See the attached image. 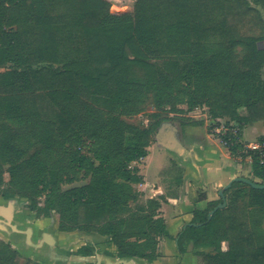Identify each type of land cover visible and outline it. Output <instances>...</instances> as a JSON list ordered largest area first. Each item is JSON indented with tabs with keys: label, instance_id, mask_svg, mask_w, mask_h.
Masks as SVG:
<instances>
[{
	"label": "trees",
	"instance_id": "obj_1",
	"mask_svg": "<svg viewBox=\"0 0 264 264\" xmlns=\"http://www.w3.org/2000/svg\"><path fill=\"white\" fill-rule=\"evenodd\" d=\"M263 12L264 0H133L121 9L108 0H0V197L26 199L35 219L56 214L60 232L106 237L109 257L152 262L168 237L180 253L190 243L202 264H264V189L233 182L225 207L207 220L222 200L208 201L192 211L198 226L173 236L157 199L132 207L142 175L130 167L171 118L166 108L206 103L217 124L264 121ZM145 113L147 123L130 121ZM251 172L264 184L256 161ZM17 256L0 242V264Z\"/></svg>",
	"mask_w": 264,
	"mask_h": 264
},
{
	"label": "crops",
	"instance_id": "obj_2",
	"mask_svg": "<svg viewBox=\"0 0 264 264\" xmlns=\"http://www.w3.org/2000/svg\"><path fill=\"white\" fill-rule=\"evenodd\" d=\"M263 17H264V12H263ZM176 128L178 131V139L176 146L173 149H166L160 146L157 140L153 138L154 141L152 140L150 145L147 147V151H148L147 156L132 163V164L135 163L134 166H137L136 163L140 161H144L145 163H147V160L149 158V150L153 145H157L159 148L164 149L168 153L169 161L165 163L162 169L156 172V174L153 177L145 173L144 171L145 165L138 164L137 167L139 168V172L142 175V182L137 184L136 188L140 192V196L142 195L141 191L144 190V188L146 189L148 188V191L151 194L148 196L147 199L155 198L159 201L160 216L164 220L166 229L173 236H175L182 230V227L184 226L185 222L189 223L191 221L192 211L194 209H202L206 206L208 201L218 199L217 197L211 196L208 193V191L205 189L204 177L202 173V167L207 164V162H205L207 161L206 160L207 158L204 155V152L207 149H209L210 142H215L219 146L218 142L214 139L211 133L206 131L203 123L202 125H197V126L187 125L184 136L183 134H181L178 127ZM199 128H202V130L199 131ZM193 131L199 132V134L192 135ZM262 135H264V133ZM244 136L248 138V134L245 133V131H244ZM249 139H253V138H249ZM224 149L227 158L233 159L229 151L225 147ZM167 166L170 168L169 171L171 170L173 172L177 171L176 174H174L173 176H166V177L162 176L161 173L164 171V169ZM179 171H183L182 175L178 174ZM233 177L234 176H231L228 179L231 180ZM214 186L218 190L224 185L221 182H219L217 183V185ZM193 189H196V191L198 190L199 193H196V191L192 193ZM196 203H202V204L200 207H197ZM165 215H169V216L172 215L170 217L172 219L171 229L169 228V225H167L166 223ZM182 218H184V220H182ZM43 227L39 226L37 229L34 228L32 230V236L34 235L33 236L34 241L36 236L38 237L39 235L42 236L44 232L50 233L49 231H45V229L43 230ZM62 233L65 234L66 239L69 238V236H71L70 239L74 238L72 241L69 242H73V243L76 242L75 245L76 244L77 245L74 246L73 248L67 247V245L63 246L62 249L63 253L61 255V258L60 256H57L56 258L54 255H51V253H54L53 250L55 249L52 247L53 245H48L46 243H42L37 248H33L31 246L27 247V248H31L28 251V253L30 254L29 256H32L33 259L37 260L38 264H47L53 260H55L56 262L62 261V263L66 262L67 264L68 263L71 264L69 262L70 257L80 256L73 254L74 251L85 243H91L96 245V250L99 253L98 255L102 257L103 262H108L109 264H111V262H114L117 259H119L105 255V250L112 251L113 246L105 242L106 237L104 236H100L95 233L88 234V233H82L76 231L62 232ZM50 234L54 238V235L52 233ZM6 235L8 236V237L6 236L7 238L6 240L11 239V240H16L17 242L20 241V239H16V236L12 237L7 232ZM10 236L11 238H9ZM17 237H20V235H18ZM54 242H55V238H54ZM15 245L16 243L11 244V246L14 249L20 251V248L17 245L16 246ZM18 245H23V243H20ZM43 247L46 248L47 253H44L41 250V248ZM184 247L186 249L185 252L180 253V251L176 246L175 240L170 239L168 237H161L158 241L159 256L155 260H153L152 262H147L143 259L133 258L132 259L134 261L133 264H201V258L196 254H194L196 250L192 248L191 244L187 243L184 245ZM198 250H208V249L200 248ZM23 251L26 252L25 249Z\"/></svg>",
	"mask_w": 264,
	"mask_h": 264
},
{
	"label": "rangeland",
	"instance_id": "obj_3",
	"mask_svg": "<svg viewBox=\"0 0 264 264\" xmlns=\"http://www.w3.org/2000/svg\"><path fill=\"white\" fill-rule=\"evenodd\" d=\"M108 1H110V3L113 4L117 9H121L122 7H131L133 4V0H108ZM152 60L158 66H160V67L162 66V60H159V59L154 60L153 58H152ZM178 109H182L181 110L182 112H174V111L168 110L166 108V110H164V112H162L163 113L162 115L167 114L168 117H171V118L165 120L164 122H171L173 125L178 127L181 134H183V136H184L185 130L187 128L186 124H187L188 120H194V121L202 120L206 131L210 133L211 125L215 122V119L212 118V116L210 114V109L206 103H202L190 111L186 110V105H179ZM151 111H153V108L151 106H148L147 112H151ZM165 112H168V113H165ZM240 114L242 116H245V111L241 112ZM145 118H146V113L143 114L142 116H137L136 118H134L130 121L133 123H138L140 121H144V123H147V120ZM220 119L222 122L233 121V122L239 123L235 119H230L227 116L226 117H220ZM184 125H186V126H184ZM201 130H202V128H199V131H201ZM243 130L245 131V133L248 134V138H259L264 133V121H256V122L244 124ZM198 134H199V132H196V131H193V133H192V135H198ZM27 137H28L27 139L32 141V139L29 136H27ZM214 139L217 141V139L215 137H214ZM29 140H27V143L30 142ZM153 141H154V139H153ZM215 144H216L215 142H210L209 149H207L204 152V155L207 158L206 159L207 161H205V162H207V164L202 167L205 189L208 191V193L211 196L219 198L218 197L219 189L217 190V188H215L214 185H217V183H219V182H221L223 185H225L226 183H228V181L230 180L228 178H230L231 176L246 177V178H248L252 181H255V182L261 181L260 178L254 176V174L250 171L249 167H247L245 164L242 163L243 165H240L239 163L235 162L233 159L227 158V156L225 154V149L219 142H218L219 146L217 144L216 145ZM168 161H169L168 153L164 149L159 148L157 145H153L151 147V149L149 150V158L147 160V163H145L144 161H140V162H137L136 165L137 166H138V164L139 165H142V164L145 165V168H144L145 173L149 174V176L153 177L156 174V172L161 170L162 167L165 165V163H167ZM134 165H135V163L133 164V166ZM169 170H170V168L167 166L164 169V171L161 173L162 176H164V177L173 176L177 172V171L173 172L172 170L171 171H169ZM182 172L183 171H179L178 174L182 175ZM3 179H4V181L8 180V173L5 171V168H4V172H3ZM86 181H87V179H83V180L74 182L72 184L64 185L63 188L78 186V185L85 183ZM194 191H196V189H193L192 193ZM141 192H142V195L139 197V199L136 203L131 204L132 207L135 208L138 205H143L145 200L151 194L148 191V188L147 189L144 188V190H142ZM196 193H199V191L197 190ZM4 200H6V199H3L2 197H0V205H3V203L5 202ZM13 200L15 201L16 206H17V204L20 205V207L17 206V208H16V210L18 212H17L16 218L13 222L14 225H16L20 229H26V227H28L30 225H32L33 228H35V229H37L39 226H42V227L44 226L43 230L45 229V231H49L50 233H52L54 235L55 242L53 243L52 247L55 250H53L54 253H51V255H54L56 258H57V256H60V258H61V255L63 253V250H62L63 246L67 245V247L73 248L74 246L77 245V244L75 245L76 242L75 243L69 242V241H72L74 238L70 239L71 236H69V238L66 239L65 234L57 230L56 222H57L58 217L56 214H53L51 219H48V218L35 219V218H33L32 213L27 212L28 211L27 207H26V211H24L25 209H23V207L25 208V206H27V204H28V201L26 199L13 198ZM16 200L19 201V203H17ZM38 200L40 202H42L43 196L39 197ZM201 204L202 203H196V206L200 207ZM31 215H32V217H31ZM165 216H166V223H167V225H169V228L171 229L172 228V223H171L172 219L170 218L171 216H169V215H165ZM252 217L253 218H255V217L259 218V214H257L256 216L253 215ZM262 218H263V220L259 221L260 225H261V226L259 225L260 229H264V217H262ZM182 220H184V218H182ZM186 223H188V222H185L184 224H186ZM6 236L7 235L4 232L0 231V242L7 241L10 243L12 241L11 239L6 240L7 239ZM20 237H23V236H20ZM9 238H11V236ZM22 239L23 238L20 239V242L23 243ZM40 239H41V237L36 236L34 242L37 243V241H39ZM16 245L20 248V251L17 250L18 256L16 258L15 264H38L37 260L33 259L32 256H29L30 254L28 253V251L31 248H27V247L25 248L23 245H18V244H16ZM222 245H223V247H225L224 242L222 243ZM24 249L26 250V252L23 251ZM47 249H49V248H47ZM41 250L44 253H47L45 247L41 248ZM56 263L57 264H67L66 262H64V263H62V261L56 262L55 260L50 261L47 264H56ZM201 264H202V261H201Z\"/></svg>",
	"mask_w": 264,
	"mask_h": 264
},
{
	"label": "water",
	"instance_id": "obj_4",
	"mask_svg": "<svg viewBox=\"0 0 264 264\" xmlns=\"http://www.w3.org/2000/svg\"><path fill=\"white\" fill-rule=\"evenodd\" d=\"M154 138L157 140L158 144L166 149H173L176 146L177 139H178V131L175 125L171 122H162L160 126L157 128ZM233 182H240L244 184H248L255 189H264V184L252 181L246 177L236 176L232 178L228 183L222 186L218 191V196L222 200L221 203H218L212 210L209 211L207 220H209L212 214L219 208H223L226 206V199L224 195V191L230 187ZM14 203L13 199L8 201V204L0 205V216L4 217V220H0V231L5 232L6 227L9 226L13 231L24 233L26 235V245L31 246L33 248H37L42 243H46L48 245H53L54 238L53 236L48 233L44 232L42 234L41 240L34 242L31 239L32 236V228L30 226L26 227V230L18 229L16 225H14L12 220V215L14 211ZM198 226V224L193 223H186L182 227L184 230L187 226ZM69 262L71 264H82V263H95V264H109L108 262H103L102 257L100 255H93V256H73L69 258ZM134 261L132 259H124L119 258L111 264H133Z\"/></svg>",
	"mask_w": 264,
	"mask_h": 264
},
{
	"label": "built area",
	"instance_id": "obj_5",
	"mask_svg": "<svg viewBox=\"0 0 264 264\" xmlns=\"http://www.w3.org/2000/svg\"><path fill=\"white\" fill-rule=\"evenodd\" d=\"M210 133L229 151L237 163L240 165L245 164L252 171L253 164L256 161L258 167L264 173V135L249 139L244 136L241 124L233 121H221L219 124L214 122L211 125ZM232 147L235 148L233 154L229 150ZM132 166L133 164L130 167Z\"/></svg>",
	"mask_w": 264,
	"mask_h": 264
},
{
	"label": "flooded vegetation",
	"instance_id": "obj_6",
	"mask_svg": "<svg viewBox=\"0 0 264 264\" xmlns=\"http://www.w3.org/2000/svg\"><path fill=\"white\" fill-rule=\"evenodd\" d=\"M9 200V199H8ZM8 200L6 199V200H4L5 202L3 203V205H7L8 204ZM16 202L17 203H19V201H17L16 200ZM17 206L18 207H20V205L19 204H17ZM17 206H16V204L14 203V211H13V215H12V220H11V222L13 223L14 222V220H15V218H16V214H17V210H16V208H17ZM26 207H27V209H28V206H25V208L23 207V209H25L24 211H26ZM27 212H29V209H28V211ZM52 217H48V219H51ZM43 219H45V217L43 218ZM0 220H4V217L3 216H0ZM14 224V223H13ZM18 228V227H17ZM31 228H32V230L34 229L33 228V226L31 225ZM18 229H20V228H18ZM21 230H26V229H21ZM6 232L7 233H9L12 237L13 236H16V239H21V238H23L22 240H23V246L26 248V247H29V246H27L26 245V235L24 234V233H19V232H16V231H13L9 226H7L6 227V231L4 232L5 234H6ZM20 235V236H23V237H17L18 235ZM34 236V235H33ZM33 236H31V239L33 240ZM39 237H41L40 235H39ZM42 238V237H41ZM15 239V238H14ZM5 242V241H4ZM12 243L14 242V243H16V244H20V243H22V242H17L16 240H12L11 241ZM10 242V244H12ZM86 244V243H85ZM91 244V243H90ZM84 245V244H83ZM94 245V244H93ZM82 246V245H81ZM94 247H95V249H94V254L93 255H97V254H99L98 253V251L96 250V245H94ZM79 248V247H78ZM76 251V250H75ZM106 251H110V250H105V255H107L106 254ZM113 251V250H112Z\"/></svg>",
	"mask_w": 264,
	"mask_h": 264
}]
</instances>
